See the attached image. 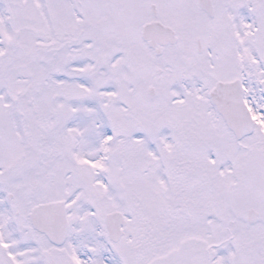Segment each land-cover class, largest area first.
<instances>
[{
    "label": "snow or ice",
    "instance_id": "snow-or-ice-1",
    "mask_svg": "<svg viewBox=\"0 0 264 264\" xmlns=\"http://www.w3.org/2000/svg\"><path fill=\"white\" fill-rule=\"evenodd\" d=\"M0 264H264V0H0Z\"/></svg>",
    "mask_w": 264,
    "mask_h": 264
}]
</instances>
